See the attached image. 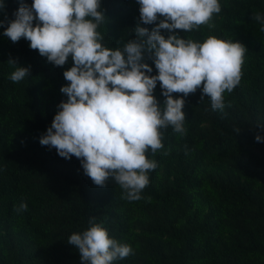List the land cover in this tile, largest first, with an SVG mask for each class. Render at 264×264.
Returning a JSON list of instances; mask_svg holds the SVG:
<instances>
[{
	"label": "trees",
	"instance_id": "16d2710c",
	"mask_svg": "<svg viewBox=\"0 0 264 264\" xmlns=\"http://www.w3.org/2000/svg\"><path fill=\"white\" fill-rule=\"evenodd\" d=\"M219 3L214 27L174 34L201 43L209 36L242 43L247 51L240 83L223 94V112L212 109L209 97L201 99V89L184 98L186 133L162 130L164 148L146 153L157 168L135 201L123 198L113 178L98 187L75 156L62 158L40 144L67 100L60 91L69 83L63 72L74 62L69 57L54 66L24 38L13 43L5 37L7 23L0 26V264H82L67 242L90 228L93 217L110 238L133 249L113 264H264V141L255 139L264 137V32L252 19L264 14V0ZM0 4V21L13 20L20 0ZM139 7L137 0H101L103 46L115 49L137 39L138 25L155 27L140 21ZM10 58L30 67V75L12 82ZM145 62L150 75L158 74L151 59ZM153 94L163 105L159 82ZM21 203L27 209L15 211Z\"/></svg>",
	"mask_w": 264,
	"mask_h": 264
},
{
	"label": "clouds",
	"instance_id": "9594fccd",
	"mask_svg": "<svg viewBox=\"0 0 264 264\" xmlns=\"http://www.w3.org/2000/svg\"><path fill=\"white\" fill-rule=\"evenodd\" d=\"M137 2L140 21L155 27L149 31L138 25L137 39L115 49L102 45L97 30L105 23L101 0H32L31 5L20 0L15 18L0 21V26L7 23L5 37L13 43L24 38L54 66L65 65L69 57L74 62L63 72L69 83L60 91L67 100L58 105L40 144L55 148L62 158L75 156L98 187H106L113 178L129 201L141 199L148 173L157 168L146 153L155 155L164 148L162 130L171 126L181 136L186 133L184 98L201 89V99L209 97L212 109L223 112V94L239 85L247 51L238 41L209 36L201 43L174 34L201 25L214 27L210 21L221 11L219 0ZM252 19L264 32V14L257 12ZM161 30L170 35L165 37ZM146 58L154 62L158 74L150 75L153 69ZM7 63L14 68L12 82L30 75V67L19 66L15 59ZM157 82L165 97L163 105L153 94ZM174 93L182 95L174 98ZM255 139L264 141L259 133ZM26 209L27 204L21 203L15 211ZM93 221L94 217L90 228L73 233L67 242L78 250L82 264H113L133 254L130 245L110 238Z\"/></svg>",
	"mask_w": 264,
	"mask_h": 264
}]
</instances>
